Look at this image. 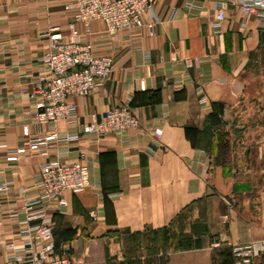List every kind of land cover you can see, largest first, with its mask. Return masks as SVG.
I'll list each match as a JSON object with an SVG mask.
<instances>
[{"label":"crops","instance_id":"0c3cea01","mask_svg":"<svg viewBox=\"0 0 264 264\" xmlns=\"http://www.w3.org/2000/svg\"><path fill=\"white\" fill-rule=\"evenodd\" d=\"M72 1L0 0V187L10 183L0 190V264L53 161L89 168L88 187L48 210L56 247L74 264H239L231 248L264 239V26L232 0H151L142 26L110 34L102 20L76 21ZM71 24L112 57L113 72L68 98L75 123L52 127L34 121L32 92L49 75L41 57L50 36L68 38ZM118 105L138 128L65 141ZM25 128L58 138L40 155L7 160L28 143Z\"/></svg>","mask_w":264,"mask_h":264},{"label":"built area","instance_id":"2783aa9c","mask_svg":"<svg viewBox=\"0 0 264 264\" xmlns=\"http://www.w3.org/2000/svg\"><path fill=\"white\" fill-rule=\"evenodd\" d=\"M231 3L239 7L242 15H252L264 26V0H232ZM70 8L74 10L76 21L88 26L92 20H102L110 34L142 26L144 18L154 10L151 0H73ZM225 19V6L221 4L213 22L216 33H221ZM69 35L66 39L61 34L51 36L53 45L41 57L49 75L43 77L32 92V96L37 98L31 113L34 121L52 127L58 122L75 123V107L68 98L88 96L113 72L112 57L96 54L90 43L80 42L74 24L69 26ZM138 127L139 119L130 106L118 105L105 112L102 120L93 117L81 131L68 132L64 139L71 142L80 140L83 135L106 137ZM25 134L29 136L28 143L7 160L15 161L21 155H40L48 143L58 138L56 134L44 137L31 135L27 128ZM154 135L160 137V132L157 130ZM9 185V182L3 184L0 190L7 191ZM88 185L89 168L86 163L53 161L43 164L41 192L26 202L20 211L25 219L13 229L16 237L4 243L9 250L6 264H74L68 253L56 247L55 221L48 210L55 200L60 206L66 204L61 198L64 192L77 194ZM2 227L0 221V230ZM232 253L239 264H254L256 258L264 256V239L235 245Z\"/></svg>","mask_w":264,"mask_h":264},{"label":"rangeland","instance_id":"374dc122","mask_svg":"<svg viewBox=\"0 0 264 264\" xmlns=\"http://www.w3.org/2000/svg\"><path fill=\"white\" fill-rule=\"evenodd\" d=\"M51 36H52V35H51ZM51 36H50V38H51ZM240 107H241V108H240L239 110H241V109L244 107L243 104L240 105ZM242 112H243V109L241 110V113H240L241 116H242L240 120H243V113H242ZM31 135H32V134H31ZM33 135H36V134H33ZM48 136H49V135H48ZM42 166H43V165H42ZM66 253H67V252H66ZM69 256H70V255H69ZM259 258H260V257H259ZM256 259H257V258H256Z\"/></svg>","mask_w":264,"mask_h":264},{"label":"trees","instance_id":"16d2710c","mask_svg":"<svg viewBox=\"0 0 264 264\" xmlns=\"http://www.w3.org/2000/svg\"><path fill=\"white\" fill-rule=\"evenodd\" d=\"M231 252H232V248H231ZM232 255H233V253H232ZM233 257H234V255H233ZM235 258V257H234ZM236 259V258H235Z\"/></svg>","mask_w":264,"mask_h":264}]
</instances>
